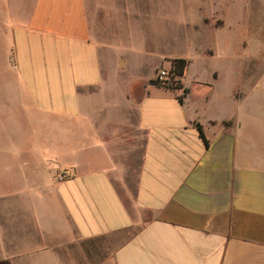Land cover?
Wrapping results in <instances>:
<instances>
[{
    "label": "crops",
    "instance_id": "1",
    "mask_svg": "<svg viewBox=\"0 0 264 264\" xmlns=\"http://www.w3.org/2000/svg\"><path fill=\"white\" fill-rule=\"evenodd\" d=\"M177 15L0 0V264H264V103L237 88L216 108L217 72L186 82L208 57L174 41L224 30ZM175 59L182 103L152 84Z\"/></svg>",
    "mask_w": 264,
    "mask_h": 264
},
{
    "label": "rangeland",
    "instance_id": "2",
    "mask_svg": "<svg viewBox=\"0 0 264 264\" xmlns=\"http://www.w3.org/2000/svg\"><path fill=\"white\" fill-rule=\"evenodd\" d=\"M172 6L174 18L178 17L181 10L186 11L191 24L198 23L204 15L203 21H200L205 26L204 36L207 34L210 37V30L214 28L224 30L212 41L202 39L199 47L195 46L194 38L190 41V47L182 41L179 48L174 41V48L185 52L188 59H200L196 51L208 57L204 62L195 61L188 70L186 82L189 83L195 74L201 80H210L213 73L217 72L219 80L213 98L216 108L223 104L220 95H229L237 88L251 94V104L264 103L263 95L252 94L254 88L264 90V0H172ZM198 30L202 29L199 27ZM144 73L151 74V68ZM163 83L173 85L174 89L179 86L171 78ZM184 95L183 89L180 96L183 98ZM17 115L19 109L15 106V120ZM32 119L38 120V116L32 114ZM2 187L5 188V185Z\"/></svg>",
    "mask_w": 264,
    "mask_h": 264
},
{
    "label": "trees",
    "instance_id": "3",
    "mask_svg": "<svg viewBox=\"0 0 264 264\" xmlns=\"http://www.w3.org/2000/svg\"><path fill=\"white\" fill-rule=\"evenodd\" d=\"M188 63H189V61L186 60V59H175V60L172 61L173 66H172V69L170 70V78L174 82L178 83L179 86L176 87L178 89H183V86L181 85V82H180V78L183 77ZM164 83L161 82V81H158V80L152 81V84H156V85H163ZM170 87L171 88H174L173 85H171ZM184 92L187 93L188 90L187 89H184ZM179 100L182 103V97H180ZM198 128H199V130L201 132L202 138L204 139L206 145L208 146L209 143L205 139V136H204L203 131H202V127L201 126H198Z\"/></svg>",
    "mask_w": 264,
    "mask_h": 264
},
{
    "label": "built area",
    "instance_id": "4",
    "mask_svg": "<svg viewBox=\"0 0 264 264\" xmlns=\"http://www.w3.org/2000/svg\"><path fill=\"white\" fill-rule=\"evenodd\" d=\"M167 79H170V73H167L166 71H161L157 74V80L158 81H165ZM64 176V175H63Z\"/></svg>",
    "mask_w": 264,
    "mask_h": 264
}]
</instances>
